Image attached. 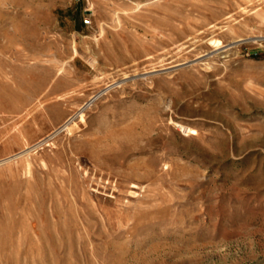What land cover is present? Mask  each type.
Listing matches in <instances>:
<instances>
[{
	"label": "rangeland",
	"instance_id": "374dc122",
	"mask_svg": "<svg viewBox=\"0 0 264 264\" xmlns=\"http://www.w3.org/2000/svg\"><path fill=\"white\" fill-rule=\"evenodd\" d=\"M0 264H264V0H0Z\"/></svg>",
	"mask_w": 264,
	"mask_h": 264
},
{
	"label": "built area",
	"instance_id": "2783aa9c",
	"mask_svg": "<svg viewBox=\"0 0 264 264\" xmlns=\"http://www.w3.org/2000/svg\"><path fill=\"white\" fill-rule=\"evenodd\" d=\"M86 22H89L90 20L89 19H85Z\"/></svg>",
	"mask_w": 264,
	"mask_h": 264
},
{
	"label": "bare ground",
	"instance_id": "6f19581e",
	"mask_svg": "<svg viewBox=\"0 0 264 264\" xmlns=\"http://www.w3.org/2000/svg\"><path fill=\"white\" fill-rule=\"evenodd\" d=\"M216 41H217V39H216ZM218 42V41H217ZM193 131V130H192ZM195 132V131H194Z\"/></svg>",
	"mask_w": 264,
	"mask_h": 264
}]
</instances>
